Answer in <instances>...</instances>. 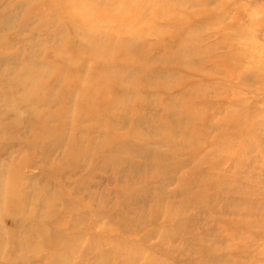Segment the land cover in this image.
I'll return each instance as SVG.
<instances>
[{
	"label": "rangeland",
	"instance_id": "374dc122",
	"mask_svg": "<svg viewBox=\"0 0 264 264\" xmlns=\"http://www.w3.org/2000/svg\"><path fill=\"white\" fill-rule=\"evenodd\" d=\"M73 2L0 0V264H264V0Z\"/></svg>",
	"mask_w": 264,
	"mask_h": 264
},
{
	"label": "bare ground",
	"instance_id": "6f19581e",
	"mask_svg": "<svg viewBox=\"0 0 264 264\" xmlns=\"http://www.w3.org/2000/svg\"><path fill=\"white\" fill-rule=\"evenodd\" d=\"M87 1V0H86ZM92 2H93V0H91ZM87 2H90V1H87ZM92 2H90V3H86L85 2V0H74V2H73V4L71 5L72 6V11H74V9H76L77 11H79L78 13H80V12H84V11H88V9L90 10L92 7H94V8H96L97 6L98 7H100L102 10L104 9V12H105V7H104V5L105 6H108V2H109V0H100L98 3L96 2V4H94V2L92 3ZM92 3V4H91ZM110 3V2H109ZM111 4V3H110ZM66 5L67 6H69V4H67L66 3ZM114 5V4H113ZM115 6V5H114ZM104 7V8H103ZM63 8V7H62ZM66 8V7H65ZM112 8V7H111ZM85 9V10H84ZM113 9V8H112ZM38 10V9H37ZM94 10H96V9H94ZM118 10V9H117ZM67 11H71V10H67ZM76 11V12H77ZM98 11V10H97ZM96 11V12H97ZM106 11H107V9H106ZM111 11V10H110ZM115 11H116V8H115ZM107 12H109V11H107ZM77 13V14H78ZM86 13V12H85ZM103 13V12H102ZM111 13V12H110ZM81 14V13H80ZM74 15V14H73ZM83 15H85L84 16V19H86V17L88 18V19H90L91 18V16H92V13L91 14H83ZM96 16V15H95ZM105 16V15H104ZM119 16V15H118ZM98 17V16H97ZM96 17V18H97ZM93 19V18H92ZM94 19H95V17H94ZM100 19V18H99ZM101 19H104V18H101ZM91 20V19H90ZM107 20V19H106ZM106 20H104L105 22H107ZM2 25H5L6 23H1ZM103 24V23H102ZM101 24V25H102ZM85 25H86V23H84V28H80V29H84L85 30ZM104 26H107L106 25V23H104ZM75 29V28H74ZM78 30V29H77ZM84 30L82 31V32H84ZM100 30H102V29H100ZM97 32H98V30H96ZM86 32H88V31H86ZM93 32H95V31H93ZM79 33H81L80 32V30H79ZM93 34V33H92ZM98 34L99 33H97V36H98ZM81 35H83V36H85V38H84V40H87V38L90 40V38L87 36V34L85 35V33H81L80 34V36ZM93 35H95V33L93 34ZM102 36V35H101ZM100 36V38H102ZM95 37V36H94ZM96 38H98V37H96ZM93 39H95V38H93ZM97 40V42H98V40L99 39H96ZM88 41V40H87ZM105 41V40H104ZM101 42V41H100ZM103 42V41H102ZM83 43V42H82ZM87 43V45L85 44V43H83V47H85L86 49H87V47L88 46H90L91 44V42L90 43H88V42H86ZM104 43H106V41L104 42ZM89 44V45H88ZM106 44H108V43H106ZM93 45V44H92ZM91 45V46H92ZM99 45V44H98ZM90 46V47H91ZM106 46V45H105ZM99 47V46H98ZM102 47V46H101ZM108 47V46H107ZM89 48V47H88ZM100 48V47H99ZM105 48V47H104ZM91 49H93L92 47H91ZM90 49V50H91ZM95 50V49H94ZM101 50H103V49H101ZM93 51V50H92ZM91 51V52H92ZM104 51V50H103ZM100 52V51H99ZM101 53V52H100ZM103 53V52H102ZM98 54V53H97ZM106 56V55H105ZM101 57V56H100ZM103 58H104V56H102ZM101 57V58H102ZM108 58V57H107ZM33 59V58H32ZM111 62V61H110ZM109 62V63H110ZM42 67V66H41ZM39 68V64H37L36 63V61L34 60H32V63H31V66H29L27 69H29V72H28V74H24L23 75V78L22 79H19V81H18V84H17V86L20 88V85L21 84H23V86L24 87H21L19 90H22L21 91V93H23V94H19L18 95V98H17V102H18V107H20V108H25V107H31V108H33V109H31V111L33 112V110L36 108V107H39L38 105H39V103H40V100H39V98L37 97V98H35V97H33L32 99L30 98V96H28V95H30V94H32L33 93V95H37V94H39V92L42 90V88H44L43 87V84L41 83L40 84V82H39V79H40V77L42 78L43 77V75H44V73H43V69L42 68ZM25 70H26V68H25ZM34 71V72H33ZM9 73V72H8ZM36 74V75H35ZM64 73L63 72H61L60 74H59V76H62ZM21 80H23V81H21ZM42 82V81H41ZM15 83H17V82H15ZM28 83V84H27ZM38 83V84H37ZM11 84V83H10ZM13 85V84H12ZM28 85H30V88L28 87ZM36 86H37V88H36ZM87 91H89V88H88V90ZM35 93V94H34ZM25 94H27V95H25ZM23 95H25V96H23ZM87 101V100H86ZM89 101V100H88ZM87 101V102H88ZM89 103V102H88ZM10 110V109H9ZM17 117V116H16ZM42 117H44V115L42 114H40V117H39V122H40V127H41V130H42V132L40 131V127L38 128V133H35V139H39V140H42V141H45V140H52V136L51 135H48L47 133H51L52 132V128H51V130H50V128H49V130L48 131H46V129L44 128V125H46L45 124V122H44V120H43V118ZM19 118V117H18ZM15 119H17V118H15ZM15 121V120H14ZM19 123V121H17L16 120V122H12L11 123V125H13V126H15L16 127V125ZM19 125V124H18ZM28 125L29 126H32L31 124H27L25 127H28ZM4 126H10V124H7V125H4V124H2L0 127H3L4 128ZM18 127V126H17ZM35 128V127H34ZM27 130V129H26ZM59 139V138H58ZM108 143V142H107ZM111 143V142H110ZM113 143V142H112ZM30 198H31V195H30ZM25 215V214H24ZM15 215L14 214H8V216H7V218H5V219H8V220H12V219H15ZM83 217H84V214H82L81 215V218H80V220L81 219H83ZM129 223H134V222H129ZM127 225V224H126ZM77 239L79 240V238H78V236H77ZM76 237L73 239V242L74 243H76Z\"/></svg>",
	"mask_w": 264,
	"mask_h": 264
}]
</instances>
